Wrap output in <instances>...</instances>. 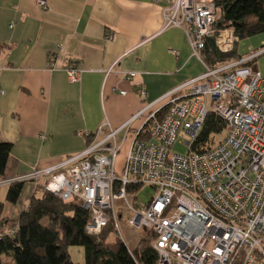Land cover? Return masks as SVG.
<instances>
[{
    "label": "built area",
    "instance_id": "2783aa9c",
    "mask_svg": "<svg viewBox=\"0 0 264 264\" xmlns=\"http://www.w3.org/2000/svg\"><path fill=\"white\" fill-rule=\"evenodd\" d=\"M156 1L166 3L164 28L184 29L204 71L171 89L158 109L139 110L116 128L106 122L86 133L91 142L83 151L11 180L37 183L47 176L49 192L63 200L79 199L90 211V235L112 223L115 235L126 242L123 226L150 229L155 264H264V74L248 64L260 52L207 65L202 54L207 38L216 36L222 52L233 51L240 40L232 28L216 30V0ZM38 3L48 5L47 0ZM55 57L56 52L49 54L50 70L58 69ZM64 70L71 82L83 72L72 61ZM135 75L132 71L129 78ZM137 92L141 98L147 95L144 86ZM211 111L225 120L227 132L218 143L196 151ZM143 115L142 126L130 134L134 120ZM180 133L186 136L184 154L172 148ZM126 146L119 174L117 155ZM145 185L156 193L148 202L138 201L136 193Z\"/></svg>",
    "mask_w": 264,
    "mask_h": 264
},
{
    "label": "crops",
    "instance_id": "0c3cea01",
    "mask_svg": "<svg viewBox=\"0 0 264 264\" xmlns=\"http://www.w3.org/2000/svg\"><path fill=\"white\" fill-rule=\"evenodd\" d=\"M47 2L44 8L38 0H0V134L13 144L7 179L83 151L87 132L158 109L171 89L204 71L184 29L164 28L163 1ZM256 40L241 45L240 39L235 50L243 57L260 52L252 67L264 73V33ZM52 52L56 70L48 68ZM71 61L83 69L78 82L64 70ZM144 120L137 117L129 133ZM35 186L24 183L11 218L29 207Z\"/></svg>",
    "mask_w": 264,
    "mask_h": 264
},
{
    "label": "trees",
    "instance_id": "16d2710c",
    "mask_svg": "<svg viewBox=\"0 0 264 264\" xmlns=\"http://www.w3.org/2000/svg\"><path fill=\"white\" fill-rule=\"evenodd\" d=\"M216 9L217 31L232 28L240 39L264 32V0H216ZM202 54L204 63L211 66L242 58L235 49L220 51L216 36L206 39ZM254 61L248 64L252 66ZM163 113L162 109L158 116ZM226 132L225 120L215 112H209L194 150L200 151L218 143L217 135H225ZM88 138L89 144L91 135ZM12 148L13 144L3 141L0 134V192L4 186L7 188L4 199L0 197V264H78L69 250L73 245L84 247L85 264L156 263L158 254L152 244L154 234L150 229H146V234L131 249L128 243L115 235L112 223L100 234H88L86 225L90 211L79 199L63 200L49 192L45 182L16 179L6 185L1 184L8 180L6 169ZM27 181L36 184L29 207L13 219L5 215L6 203H17ZM5 229L9 232L4 233ZM2 254L10 257V262H5Z\"/></svg>",
    "mask_w": 264,
    "mask_h": 264
},
{
    "label": "rangeland",
    "instance_id": "374dc122",
    "mask_svg": "<svg viewBox=\"0 0 264 264\" xmlns=\"http://www.w3.org/2000/svg\"><path fill=\"white\" fill-rule=\"evenodd\" d=\"M264 32H261L259 34H256L254 36H250L244 39H241L242 44L246 41V42H250L252 41V43L250 44H254L255 42H258V40L253 41L256 38H259L261 35H263ZM247 48V47H246ZM256 52V51H255ZM253 53L248 54L247 56L251 55ZM264 62V59H262ZM262 73V72H260ZM264 74V73H263ZM120 137H122V134L120 135ZM224 137V133L217 135L216 139L217 140H221ZM186 136L183 133H180L179 136L177 137L174 145H173V151L179 154H184L187 152V145L184 144V140H185ZM121 139V138H120ZM127 151L121 150L118 155H117V165H116V170L119 174H122L124 172V166H125V159H126V153ZM46 178L47 176H44L42 178H40V183H44L46 182ZM11 179H8L7 181L2 182L1 184L6 185L10 182ZM6 187H3L1 189L0 192V197L2 199H4L5 193H6ZM156 193V189L145 185L143 186L142 189H140L136 194H137V200L138 201H142V202H148L151 197H153ZM121 201H118L117 203L120 204ZM13 204L10 203H6V207H5V215H9L11 213V211L13 210ZM124 230V236H125V241L128 243L129 247L131 249L135 248L137 246V244L139 243L140 239L146 234V229H141L139 231H132V230H126L125 226L122 227ZM8 230V229H5ZM72 256H73V260L78 263V264H85V252H84V247L82 246H77V245H73L70 246L69 248ZM2 258L5 262H10L11 258L6 256L5 254H2Z\"/></svg>",
    "mask_w": 264,
    "mask_h": 264
}]
</instances>
